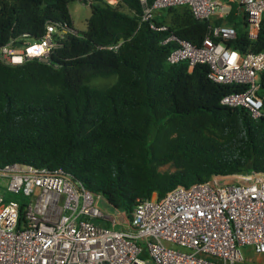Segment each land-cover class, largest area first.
Here are the masks:
<instances>
[{
  "label": "trees",
  "instance_id": "16d2710c",
  "mask_svg": "<svg viewBox=\"0 0 264 264\" xmlns=\"http://www.w3.org/2000/svg\"><path fill=\"white\" fill-rule=\"evenodd\" d=\"M70 1L0 0V47L23 34L39 40L47 25L72 28ZM80 1L90 7L86 31L55 35L48 61L0 60V167L61 168L126 212L153 192L162 198L213 175L264 170V118L220 103L245 87L212 81L204 63L188 71L186 62L166 61L173 45L161 41L170 32L200 45L210 21L197 20L187 6H170L154 19L168 27L158 32L140 23L139 0ZM226 23L236 28L228 47L264 51V15L255 39L242 16L231 12ZM110 76L115 81L106 87L90 84ZM258 93L264 99V71ZM166 164L174 169L159 170Z\"/></svg>",
  "mask_w": 264,
  "mask_h": 264
},
{
  "label": "built area",
  "instance_id": "2783aa9c",
  "mask_svg": "<svg viewBox=\"0 0 264 264\" xmlns=\"http://www.w3.org/2000/svg\"><path fill=\"white\" fill-rule=\"evenodd\" d=\"M140 23L167 31L154 21L170 6H187L197 20L210 21L200 45L170 32L162 44H172L169 64L186 62L188 71L204 63L214 82L245 88L224 95L220 103L246 109L253 119L264 118L259 95L264 51L241 52L228 47L236 28L226 23L233 12L242 16L250 39L258 36L264 0H139ZM222 22L215 24L214 20ZM58 31L47 25L39 40L23 34L19 46L0 47V60L20 65L37 58L48 61ZM75 33V32H72ZM214 38H219L216 41ZM118 45L109 46L116 49ZM235 181L221 183L223 178ZM2 190L20 194L21 202L5 201ZM92 194L61 168L49 170L26 163L0 167V264H236L242 250L264 253V170L179 185L162 197L153 192L137 199L130 212L109 215L99 210Z\"/></svg>",
  "mask_w": 264,
  "mask_h": 264
},
{
  "label": "rangeland",
  "instance_id": "374dc122",
  "mask_svg": "<svg viewBox=\"0 0 264 264\" xmlns=\"http://www.w3.org/2000/svg\"><path fill=\"white\" fill-rule=\"evenodd\" d=\"M108 3L116 4L117 0H105ZM69 12L72 19V28L68 30L69 32L83 33L86 31L87 24L86 20L90 15V7L88 3L81 2L80 0H71L69 3ZM126 10V9H125ZM128 12V11H127ZM20 45V44H19ZM18 45V46H19ZM115 81V76H110L108 78H94L91 80L90 84L96 87H106ZM174 168L170 164L163 165L159 167L161 171H172ZM221 183H228L235 181V178L231 177L229 179L223 178L220 180ZM5 201L12 200L19 202L22 197L20 194H14L5 192L2 190ZM95 206L109 215H117L118 211L111 207L102 197L96 200ZM243 258L236 264H264V253L256 254L253 252L252 248L246 247L242 250Z\"/></svg>",
  "mask_w": 264,
  "mask_h": 264
},
{
  "label": "water",
  "instance_id": "95a60500",
  "mask_svg": "<svg viewBox=\"0 0 264 264\" xmlns=\"http://www.w3.org/2000/svg\"><path fill=\"white\" fill-rule=\"evenodd\" d=\"M20 44V42H15V46H18ZM149 264H151V263H149Z\"/></svg>",
  "mask_w": 264,
  "mask_h": 264
},
{
  "label": "crops",
  "instance_id": "0c3cea01",
  "mask_svg": "<svg viewBox=\"0 0 264 264\" xmlns=\"http://www.w3.org/2000/svg\"><path fill=\"white\" fill-rule=\"evenodd\" d=\"M114 1H116V0H114Z\"/></svg>",
  "mask_w": 264,
  "mask_h": 264
}]
</instances>
